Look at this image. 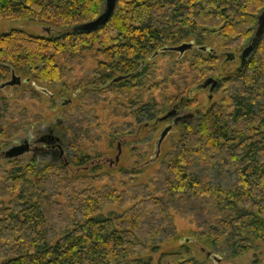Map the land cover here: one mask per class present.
Instances as JSON below:
<instances>
[{
	"label": "trees",
	"instance_id": "trees-1",
	"mask_svg": "<svg viewBox=\"0 0 264 264\" xmlns=\"http://www.w3.org/2000/svg\"><path fill=\"white\" fill-rule=\"evenodd\" d=\"M104 7L105 0H0V23L50 27L48 36L21 29L0 36V83L14 73L58 85L69 78L75 60L97 52L108 61L101 65L103 72L94 70L77 86L72 84L73 90L80 89L88 106L114 93L129 99L132 90L145 93L156 56L188 39L197 42H189L195 47H206L204 37L212 34L242 51L258 30L264 0H118L103 29L77 31L97 20ZM193 51L196 57L189 67L199 88L219 57ZM116 73L136 76L116 85ZM219 90L224 91L220 101L193 113L196 121L184 125L180 139L161 160L154 191L149 185L123 193L98 187L102 168L87 172L99 160L97 148L86 145L95 133L93 122L98 123L94 107L67 119L70 166L86 173L71 177L70 168L59 164L40 166L33 160L24 169L14 162L13 171L0 181V264H120L176 236L170 212L193 217L202 239L214 246L232 242L239 255L252 250L248 238L264 241V34L245 67L219 81ZM189 92L183 81L161 110L151 97L125 108L119 103L114 114L120 108L125 117L140 121L147 114L166 113L168 106L191 109ZM11 106L0 96V144L21 130L10 124L15 119ZM133 126L114 125L112 136H125ZM124 175L132 176L127 171ZM128 205L133 207L123 215H101L110 207ZM158 264L198 262L183 248L163 254Z\"/></svg>",
	"mask_w": 264,
	"mask_h": 264
},
{
	"label": "rangeland",
	"instance_id": "rangeland-1",
	"mask_svg": "<svg viewBox=\"0 0 264 264\" xmlns=\"http://www.w3.org/2000/svg\"><path fill=\"white\" fill-rule=\"evenodd\" d=\"M49 28L41 24L6 21L0 23V36L9 34L14 29L24 30L32 36H48ZM54 34H56V30H53ZM192 40L188 39L186 42H194L197 45V42ZM250 42L247 41L241 50L243 51ZM230 43V40L212 34L204 37L202 45L212 49L214 55L219 57L214 68L215 71L208 74L204 78V81L213 78L221 82L236 74L241 66L239 56L242 51L231 46ZM229 52H234L236 56L233 62L226 61V53ZM205 56L207 58L208 54H205ZM195 57L196 53L194 51L186 52L184 55H180L177 52L160 54L150 63L151 71L149 73L150 76L147 78L148 83L144 94L138 89L132 90L129 99H121L118 94L114 93L106 96L107 98L99 104L91 106H88L82 93H79L81 92L79 91L80 89L78 91L77 89L73 90L72 84L78 85L87 75L88 77L91 76L94 70L103 72L101 65H107L108 61L97 52H86L81 58L75 60L69 66V78H64L62 83L58 85L48 86L32 80L28 84L22 83L21 86L0 89V96L10 100L12 105V114L15 119L10 124H19V127H21L17 137L0 144V153L12 147L13 143H16L20 138L26 137L28 132L56 124L59 120L62 122L67 121L71 117L74 118L81 110L84 113L86 110L94 107L98 123L93 122L94 125H92L91 129H94L93 132L95 133H92V138L89 139L86 145L97 148L98 153L95 156L99 160L96 161L97 165L93 163L91 167L88 166L87 172L92 171L96 166L102 168V171L98 173V177L102 176V181L97 183V186L100 188L109 187L118 193H123L134 188L149 185L151 191H154L152 182L156 179V173L160 169L161 160L170 152L173 144L180 139L184 124L174 126L162 141L158 150L159 140L164 130L168 125H171V123H159V121L174 107L170 108L168 106L166 113L156 117L147 114L140 121L125 117L120 108L118 114H114V110L120 107L119 103L121 107H127V105L133 102H138L139 99L141 102H148L151 97H154L155 102L161 110L162 105L169 98L178 94L180 84L184 81L190 89L189 100L193 102L191 103L193 107L191 109L183 108V110H180V114L186 116L194 113L198 115L207 111L213 104L220 101L224 91H215L211 98L209 88L205 90L198 89L200 82L194 81V76L189 67V64ZM113 78H119L118 73ZM10 80L11 75L2 83ZM21 80L24 82L25 78L21 77ZM29 89L35 93L29 95ZM43 90H47L49 94L43 93ZM85 90L87 91L88 89ZM50 94L54 97L51 98ZM66 101H71V104L62 107V102ZM127 124L134 125L127 135L112 136L111 131L114 125L123 128ZM120 152V160L116 163V158ZM34 157L30 153L17 161H1L0 181L7 178L8 174L13 171L15 167L14 162H20L21 166L26 169L32 163ZM38 162L40 166L51 163L55 164L51 159L47 161L38 159ZM64 164L65 162L62 161L59 165L64 166ZM69 168L71 177L83 176L86 173V169H78L73 166ZM126 171L132 174V176L125 177L124 172ZM57 201L60 203L64 202L62 198H59ZM132 207L133 205H128L124 209L110 207L101 215L104 218H109L112 214L123 215ZM170 216L173 218L176 236L157 248L148 246L144 255L123 261L120 264H158L163 254L177 252L183 248L190 250L192 257L198 264H264V241L248 238L250 239L249 246H251L252 250L239 255L232 242L224 241L214 246L202 239L200 236L202 231L198 228L193 217H184L176 212H170Z\"/></svg>",
	"mask_w": 264,
	"mask_h": 264
},
{
	"label": "water",
	"instance_id": "water-1",
	"mask_svg": "<svg viewBox=\"0 0 264 264\" xmlns=\"http://www.w3.org/2000/svg\"><path fill=\"white\" fill-rule=\"evenodd\" d=\"M117 2H118V0H105V8H104L102 15L97 20H95L94 22L87 24V25H84V26H81L77 31L79 33L85 34V33L97 32V31L103 29L112 19L113 15L115 13V10H116ZM48 32H49V30H48ZM263 34H264V11L258 17V30H257L254 38L251 40V42L248 44V46H246V48L243 50V52L239 56V58L241 60L240 71L245 67L248 59L255 52ZM192 50H197V51H201L204 53L214 54L212 49L207 48V47H195L194 44H192V43H185V44L180 45L178 47L166 49L164 51H166V52L167 51L168 52H177L180 55H184L186 52H189ZM235 59H236V56L234 53H226V61L227 62H233ZM125 78H127V77L118 78L115 80V82H119ZM22 83L28 84L29 80H25L24 82H22L21 77H19L13 73L11 76V80L6 82V83L1 84L0 89H6L8 87L21 86ZM218 86H219V81H217L213 78H210L203 85H201L198 89L199 90H205V89L209 88L211 98H212V95L214 94V92L216 91ZM42 92L45 94H49L47 90H43ZM50 97L53 98L54 96L52 94H50ZM69 103H70V101L67 102V104H69ZM168 118H169V116L165 117L162 120L165 121ZM173 125L175 126L176 123H174ZM171 130H172V126L167 127L164 130V132H163V134L159 140L158 150L160 149L162 141L165 139V137L168 135V133ZM22 144H23L22 146L11 147L6 151L1 152L0 153V162L3 160L8 161V160H12V159L21 158V157H24L25 155H27L30 151V146H29L27 140H25ZM120 155H121V152L119 153V155L116 159V163L119 162Z\"/></svg>",
	"mask_w": 264,
	"mask_h": 264
},
{
	"label": "flooded vegetation",
	"instance_id": "flooded-vegetation-1",
	"mask_svg": "<svg viewBox=\"0 0 264 264\" xmlns=\"http://www.w3.org/2000/svg\"><path fill=\"white\" fill-rule=\"evenodd\" d=\"M140 72L141 70L138 71V73ZM135 76L136 74L130 75L129 77H127L128 79L123 81L121 80L119 82H115V80L118 79L116 78L114 80V83L118 85L126 81H134ZM119 78L124 77L121 76ZM67 102L68 101L62 102V107H66L71 104V101L69 104H67ZM180 110L183 109L178 106H175L171 111L167 112L164 117L160 119L159 123H171V125H168V127L172 126L173 128L174 123H176L175 126L180 124L185 125L196 119V116L191 113L186 116L183 114L181 115ZM167 116H169V118L163 121L162 119ZM25 140H27L30 146V151L28 154H33V156H35L34 160L38 161V159H41L43 161H47L51 159L55 164H60L62 161H64V166L68 168L70 167V159L73 154L68 148V134L65 121L62 122L61 120H59L56 124L44 126L39 129H36L35 131L28 132L26 137L20 138L19 140H17L16 143L14 142L12 147L22 146V143Z\"/></svg>",
	"mask_w": 264,
	"mask_h": 264
}]
</instances>
